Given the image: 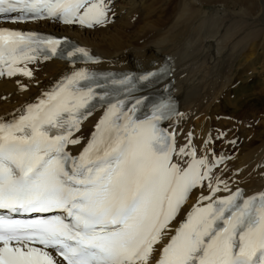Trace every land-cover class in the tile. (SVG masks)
Wrapping results in <instances>:
<instances>
[{
    "label": "snow or ice",
    "instance_id": "6c2138e0",
    "mask_svg": "<svg viewBox=\"0 0 264 264\" xmlns=\"http://www.w3.org/2000/svg\"><path fill=\"white\" fill-rule=\"evenodd\" d=\"M106 11L102 0H0V14L18 13L13 20L45 14L92 27L106 21ZM60 43L0 30V65L8 76H31L15 65L38 59L44 48L54 55ZM76 53L91 59L83 48L69 55ZM91 78L76 72L12 122H0V264H150L191 190L205 180L213 195L220 190L195 149L179 150L192 157L186 168L173 162L174 136L159 127L166 104L145 120L132 115L140 100L127 110L123 100L110 104L73 157L67 147L80 143L73 133L96 99L92 87L79 84ZM213 195L201 197L156 264H264V193Z\"/></svg>",
    "mask_w": 264,
    "mask_h": 264
},
{
    "label": "bare ground",
    "instance_id": "6f19581e",
    "mask_svg": "<svg viewBox=\"0 0 264 264\" xmlns=\"http://www.w3.org/2000/svg\"><path fill=\"white\" fill-rule=\"evenodd\" d=\"M102 2L107 10L106 21L90 28L58 20L23 24L0 21V30L66 40L98 60L82 65L41 58L15 66L26 67L31 76H8L4 71L0 76V122H12L27 106L36 105L76 72L128 76L168 68L164 75L168 78L156 90L159 96L175 99L179 105L177 116L166 124L174 136L173 162L185 167L192 157L180 155L179 150L195 149L198 159L207 158L214 166L211 183L215 187L219 182L220 190L213 195L208 181L191 194L166 230L167 235L155 246L150 261L154 264L160 248L169 242L201 197L213 195V199H220L237 190L246 195L264 192V117L254 126L250 124L254 112L240 111L246 108L249 98L254 103L264 97V0ZM252 84L256 87L247 94L236 95L242 91L239 87L246 89ZM153 89L140 87L127 100L154 96ZM107 109L96 107L82 121L72 137L80 143L67 147L71 155L81 153ZM221 127H225L223 137L218 134ZM219 161L224 162L219 165ZM207 203L203 201V205Z\"/></svg>",
    "mask_w": 264,
    "mask_h": 264
},
{
    "label": "rangeland",
    "instance_id": "374dc122",
    "mask_svg": "<svg viewBox=\"0 0 264 264\" xmlns=\"http://www.w3.org/2000/svg\"><path fill=\"white\" fill-rule=\"evenodd\" d=\"M255 88L256 87V84H252L250 87H248V88H246V89H243V88H238V91L239 90H242V91H240L239 93L238 92H236V95H238V94H247L248 92H249V90L251 89V88ZM258 89H259V86L257 87ZM259 91V90H258ZM245 107L246 108H243V109H241L240 111L242 112H248L249 113V111H251V112H254V114H255V119L253 118L252 120H250L251 122H250V124H254V126L256 125V124H258L259 123V121H261L262 119H263V117H264V97H262V98H260V99H258L257 101H255L254 103L252 102V100L249 98V100H248V102H247V104L245 105ZM261 113H263L262 115H260ZM259 114V115H258ZM260 120H259V119ZM257 121V122H256ZM221 129V130H220ZM219 129V131H218V134L219 135H221V137H223V135H224V133L223 132H225V127H221ZM258 129V128H257ZM223 134V135H222Z\"/></svg>",
    "mask_w": 264,
    "mask_h": 264
}]
</instances>
